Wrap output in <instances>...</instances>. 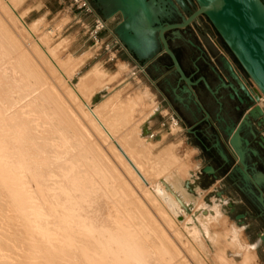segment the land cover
<instances>
[{"label": "rangeland", "instance_id": "rangeland-1", "mask_svg": "<svg viewBox=\"0 0 264 264\" xmlns=\"http://www.w3.org/2000/svg\"><path fill=\"white\" fill-rule=\"evenodd\" d=\"M8 1L15 10L8 11L5 0H0V118L4 119H0V139L21 155L38 181L34 184L26 178L27 193L35 204L41 198L46 202L38 205H43L49 217L38 223L37 217L39 225H35H46L63 234L69 248L90 240L85 244L90 258H101L108 264H113L114 255L124 258L127 253L132 255L128 250L137 253L135 246L143 256L139 261L133 259L134 264H223L219 254L224 255V264H239L237 249L227 244L235 213L224 210L228 216L225 225L211 223L206 233L200 223L201 209L208 208L204 195L187 192L181 201V194L174 191L182 189L189 176L183 172L190 166L186 152L195 144L191 139L188 146L186 131L175 116L182 115L170 96L176 75L163 53L159 51L148 66L125 47L115 46L106 34L96 44L89 39L91 21L71 10L67 0ZM90 1L102 17L98 0ZM117 21L118 16H114L109 27L112 29ZM25 28L32 30V38ZM170 37L177 48L187 40L182 33H171ZM35 38L52 54L66 78L53 70ZM181 58L190 71L187 54L182 52ZM70 83L114 129L117 139L150 179V189L128 170L116 147L84 114L86 109L71 92ZM247 85L251 86L249 78ZM15 109L18 115H7ZM172 118L177 119L176 128L171 126ZM176 167H182V172L175 186L169 179ZM8 204L9 198L0 194V255L7 256L0 259L15 262L21 259L17 253L24 243L8 217ZM216 206L221 208V204ZM256 228L264 229L262 220H257ZM215 233L226 235L221 239L227 242L213 243L210 237ZM261 245L255 250L253 264H264Z\"/></svg>", "mask_w": 264, "mask_h": 264}, {"label": "crops", "instance_id": "crops-1", "mask_svg": "<svg viewBox=\"0 0 264 264\" xmlns=\"http://www.w3.org/2000/svg\"><path fill=\"white\" fill-rule=\"evenodd\" d=\"M113 19L108 18L109 22ZM118 21L112 26L113 32ZM218 50L221 54L220 48ZM126 55L130 58L129 54ZM157 57L158 54L146 64L150 66ZM211 61L215 62L214 59ZM181 63L185 65L183 61ZM187 73L192 75L193 70L187 69ZM219 77L222 84H229V76L222 70ZM151 84L155 85L153 82ZM212 85L217 83L212 82ZM181 86H177L175 78L170 96L173 104L182 109V115L175 116L186 131L188 146L191 139L195 144L186 152L190 166L189 176L183 182L185 189L189 195H204L205 203L209 206L202 208V211L210 212L209 207L213 203L221 204L220 210L226 218L228 216L224 210L235 213L234 225L241 227L247 243H257L255 250L262 244L264 249V229L256 228L258 219L264 223V210L260 202L261 196L264 201V109L257 108V102L250 103L240 91L218 90L216 97L220 105L215 104L212 97L196 92L207 116L194 98L181 90ZM159 95L166 102L161 92ZM169 107L172 108L171 105ZM173 108L171 110L175 112ZM203 116L205 122L202 121ZM198 152H202L199 157ZM207 167H211L212 171L206 170ZM239 214L242 217L239 218ZM245 231L248 235H245ZM251 238H257V241Z\"/></svg>", "mask_w": 264, "mask_h": 264}, {"label": "water", "instance_id": "water-1", "mask_svg": "<svg viewBox=\"0 0 264 264\" xmlns=\"http://www.w3.org/2000/svg\"><path fill=\"white\" fill-rule=\"evenodd\" d=\"M176 1L181 10L174 0H98L103 19L119 15L120 21L114 28V34L126 50L140 61H148L161 51L169 58L173 71L178 76L177 86L182 84L181 90L191 95L197 106L208 116L194 87L203 83L220 105L216 97L218 89H212L204 76L192 80V75H186L170 47L168 36L169 32L180 36L181 30L186 29L198 17L204 16L257 89L252 98L231 65L222 58V71L227 70L237 81L228 86L235 93L239 90L245 94L250 103L258 102L259 93L264 96V0H187L194 4V10L188 16L182 13L183 9H187L184 2ZM175 15L181 18L180 22H173ZM222 86L228 87L225 84ZM206 170L211 172L212 168L207 167ZM260 202L264 210L262 196ZM238 216L240 218L242 214Z\"/></svg>", "mask_w": 264, "mask_h": 264}, {"label": "bare ground", "instance_id": "bare-ground-1", "mask_svg": "<svg viewBox=\"0 0 264 264\" xmlns=\"http://www.w3.org/2000/svg\"><path fill=\"white\" fill-rule=\"evenodd\" d=\"M3 3L7 4L6 7L9 8L8 11L9 10H15V8L12 5V2L5 0V2H3ZM111 18H113V17H110V19ZM18 19L21 20V17H19ZM20 24H21V22H20ZM26 31L29 34L28 36L32 38V36H31L33 34L32 30L30 28H27ZM34 37H35V35H34ZM35 41L39 43V44H37V43L36 44L39 47L38 49H41L43 51L41 53H43L44 55H47V57H49L51 65L53 64L52 66H54V69L53 68L52 69L55 70L57 74L59 71L61 73V75H63V77L66 78L67 75L66 76L64 75L63 71H61V69H60V66H58L57 62H55V60H53V58L51 56L52 54L49 53L48 49H46V47L43 45V43H41L37 38H35ZM67 79H69V78H67ZM70 90L73 94L75 92L77 99H79V101H81L82 104L80 102L79 103L81 104V106L85 107L86 111L84 110L85 111L84 114L87 117H90L89 120L91 119V122H93V124L98 128V130L104 134V138L105 137L108 138L109 141H107V142H109V144L112 142L111 145L113 144L114 148L116 147L115 149L118 151L117 153L119 154L118 155L119 159H121L124 163H126L125 165H127L129 168V169L128 168L127 169L131 170V172H133L134 176H136L137 179H139L140 182H142V184L147 186L146 189H150L149 187L152 184L150 182V179H148V177L144 176L145 172L140 167V164L135 160V158L132 156L131 152L117 139V136L115 135L114 129H112V127L104 121L102 115L98 112L96 107L93 105H90L87 102L88 100L86 101V99H84V97L80 94V92L78 91V89L76 88V86L74 84L70 83ZM251 92H253V94H256L253 89H251ZM257 107L261 110L264 109V108H262L263 105H261V104H257ZM1 111H2V109H1ZM13 111L9 114L7 113V115L10 116V114H15L19 110H16L14 112ZM2 112H4V111H2ZM24 113H25V111H24ZM18 114H19V112H18ZM18 114H15V115H18ZM1 115H3V114L1 113L0 116ZM7 115L5 114V116H7ZM19 117L20 116H18V118ZM0 119L4 120L3 118H0ZM14 119H15V117H14ZM171 126L175 127V128L177 127V120L176 119H173V123ZM107 138L105 140H107ZM4 143L5 142L0 139V194H3L5 197L9 198V204L8 205H9V211H11V213H10L11 215L9 214L8 217L11 218L13 224L17 226L16 228H17V230H19V233L21 234V237H22L21 240L23 241L22 243H24V244H23V247L20 248L21 252L17 253V255L19 257H21L20 260H16L15 262H11L8 260L0 259V264H108L101 258H98V259L97 258L96 259L90 258L91 256L85 251V250H87V247L85 246V244L87 242H91L90 240H86L85 243L83 241H81L82 245H80V244L76 245V248H69L64 241L65 237L63 236V234H59V233L55 232V230L47 227L46 225L41 224L40 227L36 226V225H39V224H37L38 221H42L41 218L46 216V218L44 217V220L45 219L47 220V217H49L48 215H46L44 213L43 205H40V204L38 205V203L40 201H41V204H43L45 201L42 202V200H41L42 198L40 197L41 199L39 198L40 200L38 201V203L35 204L34 201L31 200V197L29 196L31 193L30 194H28L29 192L27 193L28 188H26V178H29L34 184H38V181L35 178V174L32 173L30 165L24 163L21 155L18 154L17 151L11 150L7 146V144L6 143L4 144ZM179 165L180 164H178V166ZM183 167H185V166H183ZM181 168H177V167L175 168V171L172 172V174L170 176L169 183L174 184L176 186L178 174L182 172ZM186 171L189 172V169L183 170V172H186ZM31 186L34 188L33 185H31ZM36 189H37V187H36ZM36 189L34 188L33 190H35L37 192ZM185 190L186 189H185L184 185H183L182 189H176V188L174 189L175 192L181 194V196H178V198L181 201L184 200L183 194L184 193H186V195L188 194L187 193L188 191L186 190V192H185ZM36 192H34V193L36 194ZM36 195L40 196L38 193ZM45 195H47V194H45ZM43 199L48 200L49 196H43ZM37 200H38V197H37ZM209 208H210V212L209 211H201V214H200V223L204 225L206 233L208 232V226L211 223L213 225H216V224L223 225L225 222L224 220H226V217L220 211L219 206L213 205V203H212V206ZM37 217H39L40 220H37L36 221L37 223H36L35 220ZM50 217H51V215H50ZM48 219H51V218H48ZM52 219H54V218H52ZM49 221H48V223H50ZM52 224H53V221H52ZM212 224H211V226H213ZM47 225H49V224H47ZM57 227H56V229H57ZM53 228H54V226H53ZM68 229L69 228L67 227V230ZM212 229L213 228H211V230ZM225 230H226V228H225ZM213 231H215V230L213 229ZM229 231L227 230L226 232H229ZM242 231L243 230L241 229V227L237 228L235 225H232L231 226L232 235H231L230 239L228 240V242L226 241V239H224V238H226L225 237L226 235L224 236L222 233H215L210 238H211L212 242L215 244H218L219 242H221V240L224 239L227 242L228 246L231 247V249H234V250L237 249L236 250V257L240 258L239 264H253L254 259H255V245L257 243L255 245L248 244L246 239L243 238V232ZM69 232H70V230H69ZM209 232H211V231H209ZM53 234H54V237H51ZM228 234H230V233H228ZM69 235H67V237ZM221 235L224 236L223 239H221V237H223ZM262 237H264V236H262ZM82 239H83V237H82ZM87 239H90V238H87ZM209 240L210 239H208V242L211 241V240L210 241ZM68 242H69V240H68ZM0 243L3 244V242H1V241H0ZM198 244L200 245L201 242ZM227 244H226V246H227ZM124 246L127 247V245H124ZM132 249H133V247H132ZM139 249L140 248H138L137 246H135V250L133 249V251H136L137 253H132L131 250H128V252L130 251L132 254L131 255L132 257H131L128 255L129 253H127L126 257L129 256V259H127L126 257L122 258L125 255H123V256L119 255V254L114 255L113 264H132L133 259H134V262L137 259L139 261V256L140 257L143 256L142 255L143 251H141ZM218 250L222 251L223 248L221 249L218 247ZM242 250H244V251L242 252ZM79 254H81V256H79ZM136 255L138 257H136ZM3 257H7V256L4 254H1L0 258H3ZM217 257L219 259V262H221L223 264L225 263L226 259H225L223 254L217 255ZM236 257H235V259H236ZM8 258H9V256H8ZM143 262H146V261L144 260ZM235 262H237V261H235ZM140 263H142V262L140 261ZM142 264H144V263H142Z\"/></svg>", "mask_w": 264, "mask_h": 264}, {"label": "flooded vegetation", "instance_id": "flooded-vegetation-1", "mask_svg": "<svg viewBox=\"0 0 264 264\" xmlns=\"http://www.w3.org/2000/svg\"><path fill=\"white\" fill-rule=\"evenodd\" d=\"M174 1L177 3L176 0ZM182 1L184 2L187 8V9H183L182 13L184 16H188V14L194 10V4H191L187 0H182ZM179 8L180 10L182 9L181 6H179ZM117 16L120 21L119 15ZM180 21H181V18L175 15V20H173V22H180ZM208 23L209 21L204 16H200L192 24H190L186 29L181 30L180 32L183 34V36L187 38V40H185V45H183L181 48H177L174 45H172L171 37H170L171 32L168 33L170 47L172 48V50L175 52L176 56L178 57L179 62L184 72L186 73V75H191L187 73L186 65H183L181 63L182 62V58H181L182 52L187 54V57H189L188 61L190 62V66L193 70L192 80H195L200 76H204L212 89H218V90L225 89V90L231 91L230 87L228 86V83H225V85L228 87H223L222 82L219 79V74L222 70L221 60L222 58H227L228 63L232 66V69L234 70V72L236 70L238 71V72L236 71L238 73L237 77L242 82V84L245 85V87L248 89L249 94L253 98L254 95L251 92V88L250 86L247 85L248 77L242 71L239 65L236 63V61L234 60L230 52L227 50V48L223 45L220 37L218 36L216 31L213 29L212 25ZM210 25H211V29L209 28ZM211 36L214 37V39L211 38ZM175 39L181 40V38H177V37ZM219 48L221 50V54L218 52ZM164 57L166 61L169 63V65L171 66V62L169 58L165 55ZM211 59H214L215 62H212ZM219 67L221 70L219 69ZM225 73H227V75L229 76V80H230L229 83H234V84L237 83V81L234 80V78H232V76L229 74L227 70ZM175 77L177 80L178 76L176 75ZM212 82H216L218 86L212 85ZM194 90L195 92H200L201 94H205V95L212 97L211 94L206 90L203 83H199L196 87H194ZM212 99L215 104L219 105L213 97ZM202 119H203L202 121L205 122V116H203Z\"/></svg>", "mask_w": 264, "mask_h": 264}, {"label": "built area", "instance_id": "built-area-1", "mask_svg": "<svg viewBox=\"0 0 264 264\" xmlns=\"http://www.w3.org/2000/svg\"><path fill=\"white\" fill-rule=\"evenodd\" d=\"M70 6V9L76 12L80 17H84L91 21V26L89 27V39L95 42L96 44H100L102 40V35H107L112 38V41L115 46L122 47L124 46L119 41V39L115 36L113 30L109 27V22L103 19L99 13L96 11L90 0H67ZM103 44V42H102ZM141 69V68H140ZM135 75V72H134ZM251 89L254 91L257 89L256 86L251 81ZM259 93V91H258ZM260 94V99L257 102L258 104L263 105L264 108V96ZM176 119V118H172ZM177 120V119H176Z\"/></svg>", "mask_w": 264, "mask_h": 264}]
</instances>
